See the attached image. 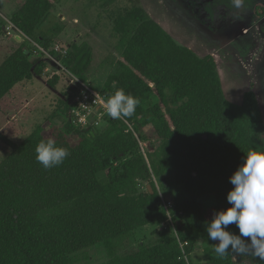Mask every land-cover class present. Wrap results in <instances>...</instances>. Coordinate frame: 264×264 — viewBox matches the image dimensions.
Returning <instances> with one entry per match:
<instances>
[{
	"label": "trees",
	"instance_id": "1",
	"mask_svg": "<svg viewBox=\"0 0 264 264\" xmlns=\"http://www.w3.org/2000/svg\"><path fill=\"white\" fill-rule=\"evenodd\" d=\"M59 1L27 0L11 21L33 37ZM141 2L136 0L115 19L119 70L110 74L101 91L109 98L123 89L139 100L134 114L124 118L134 131L122 118L109 116L106 119L113 128L106 132L75 129L70 117L78 92L70 85L72 93L62 110L69 118L67 131L56 126L48 129L50 124L45 123L21 143L4 138L10 152L0 163V264H74L77 253L97 244L106 248L110 258L106 264H188L174 236L163 235L155 245L121 253L136 230L161 224L166 218L154 183L138 191L136 178L148 169L140 140L161 142L159 164L152 163L154 172L159 176L174 170L176 182L188 195L173 209L175 219L183 220L178 234L189 243L187 257L198 240L208 239L206 226L214 213L231 206L226 199L234 187L229 178L245 153L264 149V112L258 94L247 91L241 104L230 101L216 56H201L177 41ZM37 40L50 48L48 36ZM81 53L76 46L62 58L64 66L79 78L88 67L75 64L81 56L84 59ZM32 54L22 43L1 63L0 101L16 85L43 76L47 63L32 60ZM57 79L49 84L54 86ZM145 126L151 132L146 133ZM48 139L66 147L70 155L61 165L46 170L36 161L35 149ZM213 195L215 205L206 207ZM227 230L239 234L235 224ZM209 264L264 261L231 250L220 257L213 250Z\"/></svg>",
	"mask_w": 264,
	"mask_h": 264
},
{
	"label": "rangeland",
	"instance_id": "2",
	"mask_svg": "<svg viewBox=\"0 0 264 264\" xmlns=\"http://www.w3.org/2000/svg\"><path fill=\"white\" fill-rule=\"evenodd\" d=\"M135 1L60 0L37 27L35 36L28 37L19 28H11V34L7 32L12 15L27 0H0V65L15 49L16 35H21V43L32 50V60L44 59L47 63L42 77L35 76L31 81L16 85L0 101V163L10 152L4 138L21 143L38 125L45 123L50 124L48 129L56 126L67 131L69 118L62 110L67 95L72 93L69 86L76 85L75 90L79 92L82 83L78 79L97 91L105 88L110 74L119 70L121 52L114 30L115 19ZM141 4L177 41L201 56L216 55L228 99L241 104L244 94L254 91L264 112V0H243L240 9L233 6L232 0H142ZM42 36L51 39L46 53L36 46ZM76 46L85 57L78 58L75 64L88 66L80 78L62 63V58L74 52ZM55 77L58 79L51 86L49 81ZM106 116L107 111L103 109L102 116L93 117L96 130L101 133L113 128ZM129 127L134 131L132 125ZM144 131L151 132V127L145 126ZM135 134L138 137V133ZM160 144L157 139L140 140V153L148 169L136 178L138 191H146L147 185L154 183L159 195L175 204L188 195L176 182L174 170L159 176L154 172L152 163L159 164ZM104 176L100 174V178ZM215 203L213 195L205 205L210 207ZM163 222L136 230L125 241L121 253L136 252L142 245H155L163 235L174 236L175 231L169 225L166 228ZM176 225L181 228L183 220H177ZM215 243L209 239L198 240L192 255L185 257L188 264H209ZM109 260L105 246L97 244L77 253L74 264H106Z\"/></svg>",
	"mask_w": 264,
	"mask_h": 264
},
{
	"label": "clouds",
	"instance_id": "3",
	"mask_svg": "<svg viewBox=\"0 0 264 264\" xmlns=\"http://www.w3.org/2000/svg\"><path fill=\"white\" fill-rule=\"evenodd\" d=\"M232 3L236 9L243 7V0ZM138 105L137 98L117 89L105 107L110 118L120 120L131 117ZM35 152L36 161L46 170L61 165L70 155L66 147L57 146L52 139L41 140ZM229 181L234 186L226 197L231 206L215 212L207 223L208 239L217 242L214 251L220 257L231 250L264 261V149H249ZM231 224L236 225L239 234L227 230Z\"/></svg>",
	"mask_w": 264,
	"mask_h": 264
},
{
	"label": "built area",
	"instance_id": "4",
	"mask_svg": "<svg viewBox=\"0 0 264 264\" xmlns=\"http://www.w3.org/2000/svg\"><path fill=\"white\" fill-rule=\"evenodd\" d=\"M10 26L7 28V32L11 34V28L18 29L11 21H9ZM36 46L43 52L46 53V50L43 46L40 44H36ZM62 52L66 53V51L62 50ZM67 54V53H66ZM66 56V55H65ZM80 83H82L81 87H79V92L76 95L74 99V104L71 110V123L72 125L80 130H96V122L95 119L96 116L100 115L102 116V110H106L105 104L107 101V97L104 96L101 91H97L93 89L92 87L88 86L87 84L83 83L81 80L78 79ZM125 120L124 118H122ZM125 122L129 124L128 121L125 120ZM162 204L166 211V218L163 222V225H165L166 228H168V225L175 231L174 237L178 239L179 245L181 249L184 252L185 257L187 258L185 247L189 245L187 241H182L179 238L178 234V228L176 225V219L174 217V207L175 204L172 201L165 200L162 195H160Z\"/></svg>",
	"mask_w": 264,
	"mask_h": 264
},
{
	"label": "crops",
	"instance_id": "5",
	"mask_svg": "<svg viewBox=\"0 0 264 264\" xmlns=\"http://www.w3.org/2000/svg\"><path fill=\"white\" fill-rule=\"evenodd\" d=\"M160 23V22H159ZM161 24V23H160ZM162 25V24H161ZM164 27V26H163ZM16 39L18 40V43L16 44V46H15V48H17L20 44H22L21 43V41H22V37H21V35H16ZM215 55V54H214ZM216 56V55H215ZM216 59H217V57H216ZM217 62H218V59H217ZM222 85H223V83H222ZM224 89V88H223ZM225 93V92H224ZM230 100V99H229ZM231 101V100H230Z\"/></svg>",
	"mask_w": 264,
	"mask_h": 264
},
{
	"label": "water",
	"instance_id": "6",
	"mask_svg": "<svg viewBox=\"0 0 264 264\" xmlns=\"http://www.w3.org/2000/svg\"><path fill=\"white\" fill-rule=\"evenodd\" d=\"M75 87V85H73V88Z\"/></svg>",
	"mask_w": 264,
	"mask_h": 264
}]
</instances>
